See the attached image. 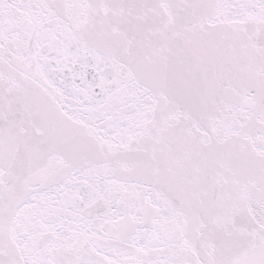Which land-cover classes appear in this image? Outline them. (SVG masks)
Returning <instances> with one entry per match:
<instances>
[{
	"label": "snow or ice",
	"instance_id": "6c2138e0",
	"mask_svg": "<svg viewBox=\"0 0 264 264\" xmlns=\"http://www.w3.org/2000/svg\"><path fill=\"white\" fill-rule=\"evenodd\" d=\"M0 264H264V0H0Z\"/></svg>",
	"mask_w": 264,
	"mask_h": 264
}]
</instances>
